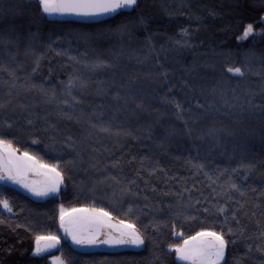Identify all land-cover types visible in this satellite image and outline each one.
Here are the masks:
<instances>
[{
  "label": "trees",
  "instance_id": "16d2710c",
  "mask_svg": "<svg viewBox=\"0 0 264 264\" xmlns=\"http://www.w3.org/2000/svg\"><path fill=\"white\" fill-rule=\"evenodd\" d=\"M0 105V139L63 177L46 199L0 182V264H49L35 240L75 205L144 243L62 241L66 264H182L176 232L201 230L224 235L222 264H264V0H137L89 24L0 0Z\"/></svg>",
  "mask_w": 264,
  "mask_h": 264
},
{
  "label": "snow or ice",
  "instance_id": "6c2138e0",
  "mask_svg": "<svg viewBox=\"0 0 264 264\" xmlns=\"http://www.w3.org/2000/svg\"><path fill=\"white\" fill-rule=\"evenodd\" d=\"M37 2L42 13L47 15L76 14L84 16L111 14L124 8H133L137 4V0H37ZM252 32L253 26L249 24L244 30L242 39H246ZM227 71L236 75H243L242 69L239 67L228 68ZM179 107L180 105L177 104V108ZM101 130L108 131L107 128ZM39 169L45 171L39 172ZM30 171L37 172L47 178L42 182H30L27 179ZM0 180H11L21 184L36 196H46L58 191L59 185L63 182V177L61 172L57 170V166L38 164L36 158L29 155L28 152L17 156L12 143L0 139ZM231 186L236 188L235 184ZM0 206L11 211L7 200H0ZM72 211L88 212L89 210L73 209ZM220 211L224 212L225 209L221 208ZM81 219H87L92 227L82 232L76 226L78 220ZM110 220V214L103 209H92L86 218H70L67 221L63 208L60 214L61 227L67 234L71 235L73 242L78 245L102 243L140 246L144 243V239L135 224L120 220L117 225H113ZM105 228L112 229L117 234L114 235L110 231L102 232V229ZM101 235L104 236V239H100ZM41 241H45V243L41 245ZM57 243H59V239L56 236H38L36 238V252L40 253L47 248L54 247ZM226 245L227 241L222 233L202 231L185 239L182 245L174 246V251L178 259L187 261L189 264H221L225 256ZM57 264H62V261H58Z\"/></svg>",
  "mask_w": 264,
  "mask_h": 264
},
{
  "label": "rangeland",
  "instance_id": "374dc122",
  "mask_svg": "<svg viewBox=\"0 0 264 264\" xmlns=\"http://www.w3.org/2000/svg\"><path fill=\"white\" fill-rule=\"evenodd\" d=\"M124 9H129V8H124ZM46 15H47V14H46ZM47 16L50 17V18H60V17H62V14H52V15H47ZM242 36H243V35H242ZM13 148H14V146H13ZM15 149H16V148H15ZM22 153H24V152H19V151L16 149V155H17V156L21 155ZM29 155L35 157L34 155H32V154H30V153H29ZM35 158H36V161H37L38 164H47V163L41 161L39 158H37V157H35ZM47 165H51V164H47ZM55 166H57V170L61 172V170H60V168H59V165H55ZM43 171H45V170H43V169H39V172H43ZM61 175H62V173H61ZM46 178H47L46 176L41 175V174H38L37 172H34V171H30V172L28 173V175H27V179H28V181H30V182H31V181L42 182V181H44ZM0 182L3 183V184L5 183V184H9V185H11V186H14L15 188H17V189L23 191L24 193L28 194L29 196H31V197L34 198V199H46V198H48V197L57 196V195L59 194V190H60V188H61V186H62V184H63V182H62V183L59 185V187H58V191H56V192H54V193H49V194L46 195V196H36V195H34L31 191H29L27 188L23 187L21 184L14 183V182L11 181V180H0ZM7 201H8V200H7ZM8 202H9V201H8ZM9 206H10V203H9ZM1 208H2L5 212L11 214V211H8L7 209H4L2 206H1ZM10 208H11V207H10ZM62 208H63L64 211H65V220H66V221L69 220L70 218H79V217H85V218H86V217H88V216L90 215V212H91L92 209H96V208H90V207L83 206V205H75V206H67V207H66V206H59V207H58V210H57V215H58V230H59L58 233H49V234H46V235H40V236H50V235H53V236H56V237L59 239V243L55 244V246L53 247V251H51L50 253H47V254H43V255H49V256L47 257V260H48L49 264H57L58 261H62V264H66V261H65L63 255L60 254V253H55L56 250H57V248H58V246H59V244H60V242H62V241H67V242H69L71 245H73V246H75V247H78V248H82V247H85V246L87 245V244H84V245H78V244L74 243L73 240H72L71 235L67 234V233L64 231V228L61 227V223H60V214H61V209H62ZM73 209H77V210L86 209V210H89V211H88V212H80V211L73 212V211H72ZM104 211H105V210H104ZM106 212H107V211H106ZM108 213H109V212H108ZM110 216H111V214H110ZM119 221H120V220H117V219H115V218H113V217L111 216V220H110V223H111V224H113V225H117V224L119 223ZM125 222H127V221H125ZM127 223H129V222H127ZM76 226H77L82 232L92 227V225L89 223V221H88L87 219H81V220H78ZM104 231H110V232H113L114 235L117 234V233H115L114 230H112V229H107V228L102 229V232H104ZM202 231H211V230H201V231H199V232H202ZM197 233H198V232H197ZM197 233H196V234H197ZM196 234H194V235H192V236H195ZM192 236H189V237H183L181 233L176 232L175 237L181 238L182 240H181V242H180L179 244L172 245V246H170V247L168 248V250L174 252L175 259H176L177 261H179L180 263H182V264H189V262H187V261H182V260H180V259L177 258V255H176V253H175V251H174V246L182 245V244H183V241H184L185 239H188V238H190V237H192ZM100 239H104V236L101 235ZM124 245H125V244H124ZM124 245H122V246H124ZM88 246H91V247H93V248H98V247H100V246H99V243H97V244H93V245H88ZM125 246L130 247V248H140V247H142V245H140V246H135V245H131V244H126ZM33 252H34L35 254H40V253H41V252H40V253H37V252H36V240H35V246H34V250H33ZM41 254H42V253H41ZM224 258H225V256H224ZM223 261H224V259H223ZM223 261H221V264L223 263Z\"/></svg>",
  "mask_w": 264,
  "mask_h": 264
},
{
  "label": "water",
  "instance_id": "95a60500",
  "mask_svg": "<svg viewBox=\"0 0 264 264\" xmlns=\"http://www.w3.org/2000/svg\"><path fill=\"white\" fill-rule=\"evenodd\" d=\"M119 11L120 10H118L115 13H111V14H99V15H91V16L76 15V14H62V16L66 17L70 20H73L75 22H78V23L89 24V23H99L101 21H104V20L114 16ZM44 243H45V241H41V245H43ZM99 246L103 247V248H110V247L122 246V245H109V244L99 243ZM85 247L88 248L89 246L86 245ZM51 251H53V247L47 248V249L41 251V253L47 254V253H50Z\"/></svg>",
  "mask_w": 264,
  "mask_h": 264
}]
</instances>
